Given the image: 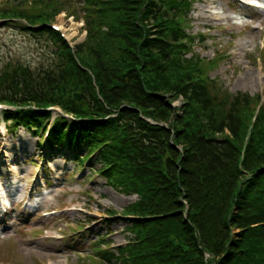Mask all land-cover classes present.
<instances>
[{
    "label": "trees",
    "instance_id": "16d2710c",
    "mask_svg": "<svg viewBox=\"0 0 264 264\" xmlns=\"http://www.w3.org/2000/svg\"><path fill=\"white\" fill-rule=\"evenodd\" d=\"M152 1L8 3L0 19L36 25L65 11L83 20L86 35L71 51L50 29L24 26L52 43L53 59L37 72L20 64L0 69V103L21 108L5 118L13 129L39 131L44 109L58 106L72 120L55 119L50 147L66 145L81 165L95 153L105 184L137 196L123 210L134 217L126 244L113 251L97 235L87 264H264V107L242 156L260 98L230 94L209 77L221 55L193 53L185 26L201 0ZM148 21L158 22L157 39Z\"/></svg>",
    "mask_w": 264,
    "mask_h": 264
},
{
    "label": "rangeland",
    "instance_id": "374dc122",
    "mask_svg": "<svg viewBox=\"0 0 264 264\" xmlns=\"http://www.w3.org/2000/svg\"><path fill=\"white\" fill-rule=\"evenodd\" d=\"M7 1L17 4L20 0H0V9ZM254 1L262 12L254 14L228 0H203L193 6L187 31L205 36L203 43L196 39L194 45L200 57L226 53L211 78H217L230 93L261 95L264 101V0ZM74 19L61 13L55 22L76 44L85 33L82 22ZM51 56L45 37L23 31L11 21H0V69L22 64L40 71L49 66ZM246 75L252 77L251 84L242 83ZM2 143L0 139V189L2 202L10 205L6 217L12 226L3 229L0 221V264H83L81 258L91 253L89 242L95 234H110L112 248L126 242V223L119 216L136 197L117 194L106 186L94 172L99 163L89 160L77 166L66 149L44 152L37 148L38 138L23 128L6 135L3 149ZM34 200L36 208L30 211L26 204ZM109 210L115 212L110 224ZM80 224L84 226L79 229Z\"/></svg>",
    "mask_w": 264,
    "mask_h": 264
},
{
    "label": "bare ground",
    "instance_id": "6f19581e",
    "mask_svg": "<svg viewBox=\"0 0 264 264\" xmlns=\"http://www.w3.org/2000/svg\"><path fill=\"white\" fill-rule=\"evenodd\" d=\"M250 3H255V4H257L256 2H254V1H250ZM242 83H245V84H251L252 83V77H249L248 75H246V76H244L243 78H242ZM4 196V194H3V192H2V190L0 189V208H2V209H4L5 208V206H4V204H3V202H2V197ZM29 206V205H28ZM29 207H31V206H29Z\"/></svg>",
    "mask_w": 264,
    "mask_h": 264
},
{
    "label": "water",
    "instance_id": "95a60500",
    "mask_svg": "<svg viewBox=\"0 0 264 264\" xmlns=\"http://www.w3.org/2000/svg\"><path fill=\"white\" fill-rule=\"evenodd\" d=\"M72 97H73L74 99H79V93H73Z\"/></svg>",
    "mask_w": 264,
    "mask_h": 264
}]
</instances>
